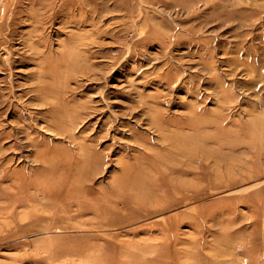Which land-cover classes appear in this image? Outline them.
Returning <instances> with one entry per match:
<instances>
[{
    "label": "rangeland",
    "instance_id": "obj_1",
    "mask_svg": "<svg viewBox=\"0 0 264 264\" xmlns=\"http://www.w3.org/2000/svg\"><path fill=\"white\" fill-rule=\"evenodd\" d=\"M0 264H264V0H0Z\"/></svg>",
    "mask_w": 264,
    "mask_h": 264
}]
</instances>
